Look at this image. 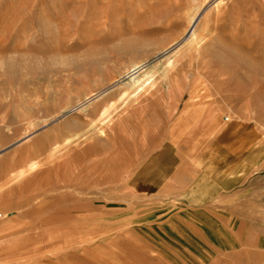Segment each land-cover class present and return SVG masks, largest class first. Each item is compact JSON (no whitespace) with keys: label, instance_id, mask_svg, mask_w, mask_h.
Returning a JSON list of instances; mask_svg holds the SVG:
<instances>
[{"label":"rangeland","instance_id":"1","mask_svg":"<svg viewBox=\"0 0 264 264\" xmlns=\"http://www.w3.org/2000/svg\"><path fill=\"white\" fill-rule=\"evenodd\" d=\"M0 154V264H264V0H0Z\"/></svg>","mask_w":264,"mask_h":264},{"label":"bare ground","instance_id":"2","mask_svg":"<svg viewBox=\"0 0 264 264\" xmlns=\"http://www.w3.org/2000/svg\"><path fill=\"white\" fill-rule=\"evenodd\" d=\"M112 13V12H111ZM103 18H105L106 20H108V19H110V14H108V12L107 13H103V16H102ZM198 14H195V15H193V17H191L190 18V21H189V28H188V30H187V32L185 33V36H184V39H183V41L184 40H188L189 38H191L190 39V44L193 42L192 40H195L194 42L196 43V41L198 40V37L200 36H198V33H196L197 32V30H198ZM190 34V35H189ZM188 37V38H187ZM201 38H199V40H200ZM198 42H200V41H197V43ZM196 43V44H197ZM174 44H177V42L176 43H174ZM174 44L171 46V48L174 46ZM193 44V43H192ZM194 45V44H193ZM9 64V63H8ZM134 65V64H133ZM146 66V63H140V64H136V65H134V66H132V68H131V70H130V72H129V76H131L132 78H131V82L133 83V82H136L137 81V79H136V75H137V73L138 72H140L141 70H143V68ZM145 74V73H144ZM114 82H116V81H114ZM133 84H131V86H132ZM135 87H136V83H135ZM101 94V92H95V91H93V92H91L90 94H88L83 100H81L78 104H77V106H75V108H72L73 110L74 109H76V110H78L80 107H82L85 103H87L89 100H91V99H93V98H95V97H97L98 95H100ZM110 108V107H109ZM109 108L107 109V108H104L103 110H101L99 113H97V116H96V119H94V122H100L101 123V125H105L104 123H106L107 121L109 122V120L111 121L112 119H110L111 117V113H109ZM68 111V110H67ZM75 111V110H74ZM65 111H61V113L59 114V116H61V115H63V113H64ZM97 120V121H96ZM92 122V121H91ZM93 122V123H94ZM107 122V123H108ZM106 123V124H107ZM95 124V123H94ZM75 128H77V129H84V127H86L85 126V122H83V121H76L75 122ZM90 126V125H89ZM95 126V125H94ZM108 126H110V125H108ZM107 126V127H108ZM96 127V126H95ZM95 127H92V125H91V127H88L85 131H83V134H87V133H89V132H91V135H95L96 137H101V136H104V134H105V132L103 131V130H99V129H96ZM100 128V127H99ZM103 128V127H102ZM102 128H100V129H102ZM110 128H113V126L112 127H110ZM104 129V128H103ZM113 130V129H112ZM107 132V131H106ZM58 147V146H57ZM55 149V148H54ZM56 149H58V148H56ZM55 149V150H56ZM54 150V151H55ZM56 152V151H55ZM2 156V154H0V157ZM1 162H2V160H0V164H1ZM38 166H39V164H38V162H36V161H31L30 163H29V165L27 166V168H22L19 172H18V174L17 175H15L14 177H12L11 178V180L10 181H13V180H18V178H22L23 176H25L26 174H28V173H30V172H32V171H35L37 168H38ZM17 172V171H16Z\"/></svg>","mask_w":264,"mask_h":264},{"label":"built area","instance_id":"3","mask_svg":"<svg viewBox=\"0 0 264 264\" xmlns=\"http://www.w3.org/2000/svg\"><path fill=\"white\" fill-rule=\"evenodd\" d=\"M1 216H2V215H1V213H0V218H1Z\"/></svg>","mask_w":264,"mask_h":264}]
</instances>
